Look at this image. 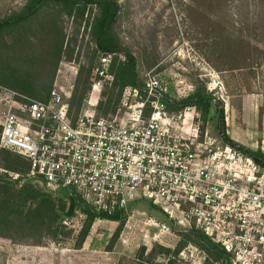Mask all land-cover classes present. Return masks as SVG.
<instances>
[{"label":"built area","instance_id":"2783aa9c","mask_svg":"<svg viewBox=\"0 0 264 264\" xmlns=\"http://www.w3.org/2000/svg\"><path fill=\"white\" fill-rule=\"evenodd\" d=\"M112 60L100 57L77 111L71 93L57 87L40 100L0 86V148L25 157L26 180L55 199L69 202L66 188L98 212L126 216L129 202L147 198L187 231L197 228L223 246L233 264H264V163L204 134L196 107L170 111L174 100L153 69L124 90L115 112L99 113L102 90L114 80ZM146 225L170 231L154 218Z\"/></svg>","mask_w":264,"mask_h":264},{"label":"rangeland","instance_id":"374dc122","mask_svg":"<svg viewBox=\"0 0 264 264\" xmlns=\"http://www.w3.org/2000/svg\"><path fill=\"white\" fill-rule=\"evenodd\" d=\"M26 2L0 0V20L21 10ZM118 2L121 15L116 30L122 43L138 60L140 80L147 71L155 70L172 99L186 98L196 85H205L209 93L223 103L227 135L242 146L264 154V58L257 50V46H264V0ZM64 20L66 35L71 40L77 28L72 20ZM27 39L20 64L27 67L29 59L42 63L47 46L42 34L39 38L31 36ZM93 50L94 42L81 28L76 48L81 52L80 56L76 53L72 62H67L64 56L57 65L53 81L50 80L51 70L42 69L44 65L41 64L39 80L43 84H40L45 88L57 87L65 97L68 96L74 89L79 66L90 65ZM48 64H52L50 60ZM109 90L110 86L105 85L102 94ZM3 110L5 107L0 103V119ZM98 111L103 114L99 108ZM196 112V122L203 133L213 140H220V118L215 107L204 129L197 109ZM126 216L124 229L110 251L107 246L118 222L97 219L92 226L89 236L99 243L106 264H168L169 258L174 264L204 263L205 253L194 244H188L179 255L150 253L156 244L175 249L187 229L167 218L149 199L129 202ZM151 218L167 223L170 231L159 233L146 225ZM70 219L72 226H68L74 228V238L61 243L49 240L46 246H36L0 238V264L72 263V253L78 250L75 249V240L85 216L76 208ZM93 245L94 242L91 247ZM143 247L146 250L140 256ZM74 257L76 262L81 260Z\"/></svg>","mask_w":264,"mask_h":264},{"label":"trees","instance_id":"16d2710c","mask_svg":"<svg viewBox=\"0 0 264 264\" xmlns=\"http://www.w3.org/2000/svg\"><path fill=\"white\" fill-rule=\"evenodd\" d=\"M120 12L121 5L118 0H27L21 10L0 20V86L36 99L47 100L52 87L45 88L41 85L43 82H40L39 75L47 67L51 70L50 80L53 81L57 65L64 56L67 62H72L76 53L80 56L81 52H77L76 48L80 30L83 28L94 42V50L90 54V65L79 66L69 101L71 109L79 110L89 96L92 87L91 71L100 57L113 54L110 73L114 80L109 85V92H103L98 108L103 114L115 112L121 103L124 90L127 87H137L140 81L138 60L134 52L122 43L116 30ZM65 18L72 20L77 28L71 40L64 29ZM40 34L47 44L46 56H42L40 64L29 59L30 65L22 66L20 61L23 47L28 44L27 38H39ZM257 50L261 58H264V46H257ZM47 58L52 64H48ZM41 64L44 67L39 69ZM173 100L169 104V110L173 112H180L190 106L196 107L203 129L210 119L212 108L215 107L220 118L221 138L252 156L257 162L264 163L263 153L246 148L227 135L223 103L216 100L205 85L198 84L186 98ZM1 129L0 125V135ZM29 170L30 163L25 157L0 148V238L36 246H46L49 240L61 243L74 238V228L66 225L63 219L69 202L53 198L34 182L26 180ZM11 174H19L20 178L14 180ZM76 208L85 216V220L76 237L75 249L83 247L97 219H106L118 222L107 246V251L112 250L124 229L127 216L120 212L109 216L77 200ZM188 244L196 245L205 253L203 264H233L231 254L197 228L184 232L175 249L156 244L150 253L179 255ZM145 250L143 247L140 256ZM168 264H174L171 258Z\"/></svg>","mask_w":264,"mask_h":264},{"label":"crops","instance_id":"0c3cea01","mask_svg":"<svg viewBox=\"0 0 264 264\" xmlns=\"http://www.w3.org/2000/svg\"><path fill=\"white\" fill-rule=\"evenodd\" d=\"M92 240H93V236H91V235L88 236L83 247L81 249L75 250L76 252L72 253L71 259H72V257H73V259L71 260L72 263H70V264H76V263L106 264V262H105L106 256L104 254L100 253L101 247H100L99 243L96 240L95 241H92ZM92 242H94L93 247H91ZM74 255L81 260L76 262L77 259L74 257ZM84 257H86L87 259L83 260Z\"/></svg>","mask_w":264,"mask_h":264},{"label":"water","instance_id":"95a60500","mask_svg":"<svg viewBox=\"0 0 264 264\" xmlns=\"http://www.w3.org/2000/svg\"><path fill=\"white\" fill-rule=\"evenodd\" d=\"M63 197L69 201L68 208L64 212L63 216L65 218H70L73 215V213L75 212L76 200H75L74 196H72L66 188L63 189Z\"/></svg>","mask_w":264,"mask_h":264}]
</instances>
